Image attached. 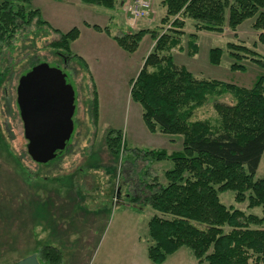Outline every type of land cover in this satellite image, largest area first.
<instances>
[{
    "label": "rangeland",
    "instance_id": "374dc122",
    "mask_svg": "<svg viewBox=\"0 0 264 264\" xmlns=\"http://www.w3.org/2000/svg\"><path fill=\"white\" fill-rule=\"evenodd\" d=\"M53 3L31 0L30 5L39 9L41 19L49 20L51 24L47 25L52 29L61 33L73 28L82 31L81 41L73 42L71 48L73 53L83 49L90 54L92 70L77 60L63 65L61 57L48 47L57 35L41 37L32 22L19 33L12 48L0 45V264H17L31 255H36L37 264H47L42 254L45 247L60 255L59 263L52 264H152L146 247L150 245L147 223L153 211L142 200L135 205L128 200L147 194L144 183L165 185L164 174L172 163L156 162L145 152H179L182 137L147 131L140 106L130 99L131 83L151 39L145 36L135 54L126 53L108 41L91 39L90 33L84 35L85 23L107 25L112 36L131 33L114 12L80 0H69L61 6ZM252 24L253 19H249L234 32L227 27L222 33L199 32L194 56L187 54L188 37H182L181 49L172 51L174 63L198 79L249 89L258 78H264V69L245 57L239 62L243 71L231 70L234 62L226 47L229 43L243 45L264 60V47L257 42L259 32ZM185 31L194 32L192 20L186 21ZM214 48L224 50L216 66L208 61ZM39 63L62 70L75 95L74 130L53 165L35 164L28 156L16 106L19 78ZM93 89L99 101L95 126L90 114ZM206 99L194 111L192 121L206 120L217 126L214 105L235 103L228 93L208 95ZM109 131L120 133L117 156L109 153L104 142ZM255 179H264V155ZM219 198L228 208L261 215L259 208L247 210V203H235L232 192ZM163 264L198 262L181 248Z\"/></svg>",
    "mask_w": 264,
    "mask_h": 264
},
{
    "label": "trees",
    "instance_id": "16d2710c",
    "mask_svg": "<svg viewBox=\"0 0 264 264\" xmlns=\"http://www.w3.org/2000/svg\"><path fill=\"white\" fill-rule=\"evenodd\" d=\"M80 2L106 10L116 6V0ZM30 3L0 0V45L12 48L19 33L32 22L41 37L57 35L48 45L52 54L63 56L67 63L77 60L87 69L86 63L71 51L78 29L66 33L52 29ZM162 6L165 16L159 28L112 36L116 45L129 54L137 51L146 35L153 41L131 83L130 99L140 106L147 131L182 137L179 152H145L156 162L170 161L172 167L164 174L165 185L144 183L147 194L142 199L128 200L134 205L142 200L153 211L147 223V259L152 264H163L185 248L198 264H264V179H255L264 155V78H258L249 89L198 79L177 66L172 54L174 49H181L182 37H188L187 54L194 56L199 32L222 33L225 27L234 32L249 19H253V30L259 32L258 44L264 47V0H163ZM187 20L193 21L194 32L189 34L185 31ZM91 28L110 35L108 28ZM226 49L234 62L231 70L243 71L239 62L245 57L264 69V60L243 45L229 43ZM223 51L211 49L209 63L219 65ZM224 93L231 94L235 103L214 105L217 126L206 120H191L208 95ZM97 102L93 89L90 114L94 126L98 122ZM104 142L109 153L117 156L120 133L109 131ZM225 192L234 194L235 203H247V210L259 208L261 215L226 207L219 198ZM42 254L47 264L60 261L53 248L45 247Z\"/></svg>",
    "mask_w": 264,
    "mask_h": 264
},
{
    "label": "water",
    "instance_id": "95a60500",
    "mask_svg": "<svg viewBox=\"0 0 264 264\" xmlns=\"http://www.w3.org/2000/svg\"><path fill=\"white\" fill-rule=\"evenodd\" d=\"M17 105L28 156L37 164L55 159L74 130L75 95L66 74L47 63L35 65L19 79ZM17 264H37L36 255Z\"/></svg>",
    "mask_w": 264,
    "mask_h": 264
},
{
    "label": "crops",
    "instance_id": "0c3cea01",
    "mask_svg": "<svg viewBox=\"0 0 264 264\" xmlns=\"http://www.w3.org/2000/svg\"><path fill=\"white\" fill-rule=\"evenodd\" d=\"M48 1H51L53 3L56 0H48ZM68 1L69 0H64L63 2L57 1V2H61V3L54 2L53 4L61 6V5H64V3H67ZM162 1L163 0H151V10H150V13H149L148 17L136 20L135 22L133 21L131 13H130V10L135 5V1L134 0H116V6L114 7L113 10H109V11H111L112 13L114 12V15H115L116 18L123 19L126 27L128 29L132 30V32H136V31H139V30H147V29L152 30V29L159 28L161 26V20L165 16V9L162 6ZM109 19H111V17H109ZM45 22L48 25L51 24L49 20H45ZM85 24H86V28L87 29L85 28L84 35L86 33H90V34H92L91 39L103 40L105 43L108 41V43H111L112 45H116V43L112 39V35L111 34L108 36L104 32H98V31H95V30H93L91 28L92 26H98L100 28H108L107 25L99 26V25H96V24H93V25L89 24V23H85ZM78 31H79V36H78L77 40L74 41V43L75 42H80L81 39H82V31L79 30V29H78ZM146 36H148V35H146ZM143 39H145V37ZM152 44L153 43H152V40H151V44H150V47H149V49L147 51V54L151 50ZM116 47H117L116 49H119L118 46H116ZM80 50H81L80 52L74 53V54L77 55L78 57H80L86 63L89 71L91 72L92 68L90 67V59H92V57L90 56V54H87L85 51H83V49H80ZM71 51L73 52L72 48H71ZM135 53H133V54H135ZM145 57H143L141 59L138 70L141 69ZM99 59L103 60V58L101 56H99Z\"/></svg>",
    "mask_w": 264,
    "mask_h": 264
},
{
    "label": "built area",
    "instance_id": "2783aa9c",
    "mask_svg": "<svg viewBox=\"0 0 264 264\" xmlns=\"http://www.w3.org/2000/svg\"><path fill=\"white\" fill-rule=\"evenodd\" d=\"M135 5L130 10L132 19L135 22L138 19L145 18L148 16L151 8V0H134Z\"/></svg>",
    "mask_w": 264,
    "mask_h": 264
},
{
    "label": "flooded vegetation",
    "instance_id": "af4514ba",
    "mask_svg": "<svg viewBox=\"0 0 264 264\" xmlns=\"http://www.w3.org/2000/svg\"><path fill=\"white\" fill-rule=\"evenodd\" d=\"M59 57H61V59H62V63H63V65H67L68 63H67V61L65 60V58L63 57V56H59ZM32 69V67L29 69V70H27L22 76H24L26 73H28L30 70ZM59 69V68H58ZM62 71V70H61ZM21 76V77H22ZM20 77V78H21ZM19 78V79H20ZM19 82V81H18ZM18 86V85H17ZM16 106H17V111H18V116H19V118H20V121H21V123H22V120H21V115H20V111H19V108H18V105H17V88H16ZM74 114H75V110H74ZM74 114H73V116H72V120H73V117H74ZM22 128H23V125H22ZM65 149H66V147H65ZM64 149V150H65ZM64 150H63V152H64ZM61 154L62 153H60V154H58L56 157H55V159H53V160H51L50 162H48V163H51L52 165H53V163L54 162H57V160L59 159V157L61 156ZM58 158V159H57ZM48 163H46V164H48ZM35 164H37V163H35ZM51 164H50V166H51Z\"/></svg>",
    "mask_w": 264,
    "mask_h": 264
}]
</instances>
